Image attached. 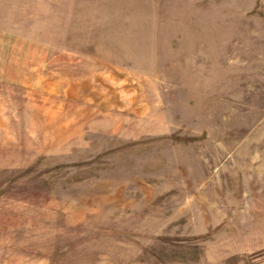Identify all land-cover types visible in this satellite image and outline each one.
I'll list each match as a JSON object with an SVG mask.
<instances>
[{"label":"rangeland","instance_id":"1","mask_svg":"<svg viewBox=\"0 0 264 264\" xmlns=\"http://www.w3.org/2000/svg\"><path fill=\"white\" fill-rule=\"evenodd\" d=\"M0 264H264V0H0Z\"/></svg>","mask_w":264,"mask_h":264}]
</instances>
